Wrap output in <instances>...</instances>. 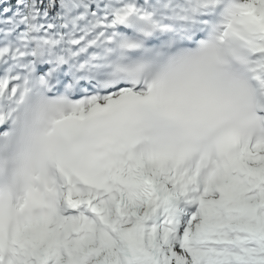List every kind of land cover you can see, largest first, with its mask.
I'll list each match as a JSON object with an SVG mask.
<instances>
[{"label":"snow or ice","instance_id":"obj_1","mask_svg":"<svg viewBox=\"0 0 264 264\" xmlns=\"http://www.w3.org/2000/svg\"><path fill=\"white\" fill-rule=\"evenodd\" d=\"M0 264H264V0H0Z\"/></svg>","mask_w":264,"mask_h":264}]
</instances>
